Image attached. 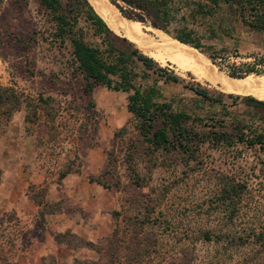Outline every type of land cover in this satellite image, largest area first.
Returning a JSON list of instances; mask_svg holds the SVG:
<instances>
[{
  "label": "rangeland",
  "instance_id": "374dc122",
  "mask_svg": "<svg viewBox=\"0 0 264 264\" xmlns=\"http://www.w3.org/2000/svg\"><path fill=\"white\" fill-rule=\"evenodd\" d=\"M115 1L129 15L130 8ZM174 7L166 28L173 35L191 32L202 51L182 44L195 54L232 78L264 74V34L249 28L235 6L213 9L208 0H174ZM128 20L141 23L148 35L157 29L139 12ZM50 26L36 0H0V89H5L0 90V178L1 162L16 154L27 173H44L48 183L29 190L35 202L44 204V212L56 213L61 206L49 197L51 186L61 183L66 172L98 169L90 180L114 198L115 229L126 244L135 234L143 242L141 264H264V149L248 147L236 132L239 126H261L264 111L153 59L182 82H164L152 74L137 84L155 85L157 103L190 117L187 140L179 144L171 134V144L157 149L129 112V94L102 85L89 91L72 47L53 43ZM197 85L213 97H224L220 103L205 101L191 90ZM13 95L20 101L17 108L6 100ZM162 122L157 118L155 129ZM13 218V213L1 218L0 237L23 234L27 223L8 224ZM64 243L63 258L80 248L95 251L68 249ZM2 245L0 264H12L9 245ZM128 246L121 250L127 257L122 264H132L129 259L137 251L133 243ZM52 263L59 264L55 256L44 258L43 264Z\"/></svg>",
  "mask_w": 264,
  "mask_h": 264
},
{
  "label": "trees",
  "instance_id": "16d2710c",
  "mask_svg": "<svg viewBox=\"0 0 264 264\" xmlns=\"http://www.w3.org/2000/svg\"><path fill=\"white\" fill-rule=\"evenodd\" d=\"M36 1L46 11L51 25L50 36L53 43L59 45L69 43L72 47L73 60L87 81L89 91L102 85L113 92L128 93L127 107L129 112L138 121L142 136L157 149L171 144V134L175 137V142L179 144H182V140H187L185 124L190 117L184 113L172 111L171 106L166 103H157L155 98L159 97L160 94L155 85L143 88L142 85L137 84L138 79L146 80L152 74L164 82L180 83L182 79L179 76L174 73L167 74L166 69L159 67L152 58L143 54L133 43L115 34L88 0ZM120 1L130 8L129 15L125 9L116 5L115 0H110L118 7L123 16L133 19L136 12H139L149 18L153 27L165 31L181 43L202 51L199 40L192 37L191 32L173 35L167 30L166 27L174 17V0ZM208 1L213 9L219 8L221 4L235 6L240 18L249 28L264 34V0ZM199 8L203 10L202 3H199ZM139 68L141 71L138 70ZM0 90L5 89L1 88ZM191 90L211 103H220L224 97V95L218 98L213 97L208 90L201 88L200 85L192 87ZM233 95L230 97L243 101L247 106L264 111V101H259L253 97L242 98ZM6 100H9L16 108L20 104L19 99L14 95L7 97ZM157 118L163 119V126L155 129L154 122ZM262 121L261 126L245 125V127L239 126L237 128L236 132L240 134L241 141L246 143L248 147L264 149V118ZM67 174L68 172L63 174L61 178ZM38 203L42 204V202ZM137 223L139 221H135V224ZM135 237L136 234L126 244L120 235V231L115 229L111 236L100 240L95 245L90 242L85 243L72 233L66 232L61 235L60 242H65L64 245L68 249L74 250L82 246L93 249L98 254L96 261L76 259L73 264H122L120 263L121 260L127 257L122 255L121 250L124 248V251L128 250V245L131 246L133 243V248L137 251L133 252V256L129 260L132 264H141L142 259L139 258L145 251L141 250L143 242ZM74 241L77 243L73 246Z\"/></svg>",
  "mask_w": 264,
  "mask_h": 264
},
{
  "label": "crops",
  "instance_id": "0c3cea01",
  "mask_svg": "<svg viewBox=\"0 0 264 264\" xmlns=\"http://www.w3.org/2000/svg\"><path fill=\"white\" fill-rule=\"evenodd\" d=\"M1 170L0 220L6 213H13L15 218L8 224L11 221L27 223L23 234L11 236V239L4 235L0 237L3 247L9 245L6 252L13 257L12 264H43L44 258L49 255L55 256L59 264H73L75 259L97 260L95 251L83 248L65 258L60 257L63 249L56 234L70 231L90 243L112 235L115 229L114 198L89 177L95 175L98 169L87 171L83 168L80 173L70 172L61 183L51 186L49 197L61 206L56 213L44 212V204L35 202L29 190L32 185L43 188L48 183L43 172L32 174L28 169L27 173L16 154L3 159ZM6 174L10 177L6 178ZM48 218L53 220L52 223ZM39 219L41 221L38 222Z\"/></svg>",
  "mask_w": 264,
  "mask_h": 264
},
{
  "label": "bare ground",
  "instance_id": "6f19581e",
  "mask_svg": "<svg viewBox=\"0 0 264 264\" xmlns=\"http://www.w3.org/2000/svg\"><path fill=\"white\" fill-rule=\"evenodd\" d=\"M88 1L115 34L129 38L143 50V54L156 62L171 63L179 72H190L197 80L218 85L225 93L264 101V74H249L243 78L226 76L202 55L195 54L196 50L170 38L162 31L155 29L148 35L141 23L124 18L109 0Z\"/></svg>",
  "mask_w": 264,
  "mask_h": 264
}]
</instances>
